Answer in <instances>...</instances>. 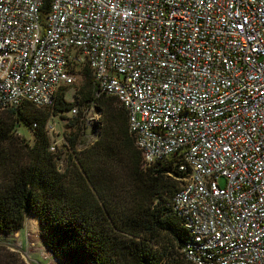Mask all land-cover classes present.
Returning a JSON list of instances; mask_svg holds the SVG:
<instances>
[{
	"label": "built area",
	"instance_id": "1",
	"mask_svg": "<svg viewBox=\"0 0 264 264\" xmlns=\"http://www.w3.org/2000/svg\"><path fill=\"white\" fill-rule=\"evenodd\" d=\"M46 3L0 0V111L52 108L90 69L94 97L124 107L143 169L172 161L181 174L185 259L264 264V0Z\"/></svg>",
	"mask_w": 264,
	"mask_h": 264
},
{
	"label": "trees",
	"instance_id": "2",
	"mask_svg": "<svg viewBox=\"0 0 264 264\" xmlns=\"http://www.w3.org/2000/svg\"><path fill=\"white\" fill-rule=\"evenodd\" d=\"M94 86L85 69L75 100L66 101L62 88L52 108L24 104L0 117V233L22 230L33 215L61 264H190L182 252L190 235L172 207L181 174L172 161L143 169L124 107L115 97L95 98ZM91 101L101 112L102 129L86 145L83 119ZM74 107L78 115L71 118ZM52 117L76 129L55 151L46 130ZM20 124L34 140L22 139L7 154L3 145Z\"/></svg>",
	"mask_w": 264,
	"mask_h": 264
},
{
	"label": "rangeland",
	"instance_id": "3",
	"mask_svg": "<svg viewBox=\"0 0 264 264\" xmlns=\"http://www.w3.org/2000/svg\"><path fill=\"white\" fill-rule=\"evenodd\" d=\"M74 93L73 89H67L66 101L75 100L77 94L73 96ZM4 115V111H0V117ZM50 120L55 125V131L48 134L50 141L55 146L61 147L66 140V135L75 132L76 129L68 127L69 121L65 122L59 117H52ZM22 139L27 142H33L34 140L33 131L25 124H20L13 138L4 143L3 147L7 150V154H11L15 150L14 146H19ZM82 141L86 145H91L89 137H86L85 140L82 139ZM63 159L64 166L66 165V158L63 157ZM180 184L181 182H178L179 186ZM30 217L31 215L27 216L22 230L10 234L0 233V264H60L43 242L40 223L37 224V220ZM164 241H166V237L162 236L160 242L164 243Z\"/></svg>",
	"mask_w": 264,
	"mask_h": 264
},
{
	"label": "bare ground",
	"instance_id": "4",
	"mask_svg": "<svg viewBox=\"0 0 264 264\" xmlns=\"http://www.w3.org/2000/svg\"><path fill=\"white\" fill-rule=\"evenodd\" d=\"M32 217L35 218L37 220V224H39L38 218L36 216L31 215L30 218H32Z\"/></svg>",
	"mask_w": 264,
	"mask_h": 264
},
{
	"label": "water",
	"instance_id": "5",
	"mask_svg": "<svg viewBox=\"0 0 264 264\" xmlns=\"http://www.w3.org/2000/svg\"><path fill=\"white\" fill-rule=\"evenodd\" d=\"M50 252L52 253V255H53V252L50 250Z\"/></svg>",
	"mask_w": 264,
	"mask_h": 264
}]
</instances>
